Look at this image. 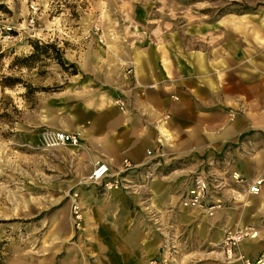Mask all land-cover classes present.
<instances>
[{"label": "rangeland", "instance_id": "rangeland-1", "mask_svg": "<svg viewBox=\"0 0 264 264\" xmlns=\"http://www.w3.org/2000/svg\"><path fill=\"white\" fill-rule=\"evenodd\" d=\"M225 39L264 60V0H0V264H142L159 237L137 194L91 181L86 145L44 149L40 132L80 122L92 67L112 88L120 59L179 58L182 71Z\"/></svg>", "mask_w": 264, "mask_h": 264}, {"label": "crops", "instance_id": "crops-1", "mask_svg": "<svg viewBox=\"0 0 264 264\" xmlns=\"http://www.w3.org/2000/svg\"><path fill=\"white\" fill-rule=\"evenodd\" d=\"M219 47L222 50L208 56L207 63L193 60V68L185 66L182 71L179 58L170 62L144 55L120 59L115 65L114 87L106 89L101 69L92 67L83 99L85 114L78 123L63 121L59 125L77 132L81 144L95 153L96 162L109 164L106 179L116 176L124 157L141 165L126 173L133 187L117 188L137 194L150 228L159 237L144 260L157 253L162 231L167 229L178 244L177 264H192L186 255L218 260L216 264H242L239 259L227 260L215 246L226 227L250 224L257 229L256 236L243 239L235 253L253 258L264 249V185L257 194L247 192V183L264 174V60L258 57L263 51L258 47L247 53L237 51L228 39ZM116 96L127 102L125 110L113 104ZM160 119L169 135L160 164L154 165L153 155L148 156L146 149L156 146ZM148 162L153 177L146 180ZM202 169L220 173L227 184L221 190L224 205L212 215L180 205L191 177ZM233 174L241 180L236 181ZM232 189L242 196L232 199ZM170 220L175 221L171 229ZM151 235L149 232L144 240Z\"/></svg>", "mask_w": 264, "mask_h": 264}, {"label": "built area", "instance_id": "built-area-1", "mask_svg": "<svg viewBox=\"0 0 264 264\" xmlns=\"http://www.w3.org/2000/svg\"><path fill=\"white\" fill-rule=\"evenodd\" d=\"M129 68L130 67L127 68V71H130ZM171 97L174 99L177 98L174 94H172ZM113 104L120 110H125L127 108V102L120 96H116L113 99ZM230 116H233V113H231ZM163 122L164 120L161 119L158 121L156 146L154 149H146V154L148 156L153 155L152 161L154 165L160 164V158L164 155V140L169 135ZM80 143L81 138L77 132L51 127H46L40 132V144L44 149L59 147L66 144L77 146ZM145 164L147 167L144 171V177L146 180H149L153 177V172L149 167L151 162ZM140 166L141 165L132 162L128 157H124L116 176L114 178L106 179L110 172L109 164L105 161H98L94 164L88 178L94 182L104 181V185L107 187H122L124 189H130L134 185L130 184L126 173L134 171ZM232 176L236 181L241 180L236 174H233ZM226 185V181L220 173L212 169H202L191 177L189 185L181 195L180 205L189 208H201L208 215H212L217 208L224 205V200L221 197V190L226 187ZM263 185L264 175L255 176L247 183V192L250 194H257L260 192ZM241 196L242 194L234 189L230 191V197L232 199H239ZM71 210L74 224L77 228H80L82 215L80 212V205L76 200V193H74L72 197ZM167 211L171 213L174 212L173 209H168ZM151 214L153 215L152 219L157 222L158 216L156 213L152 211ZM173 225H175V221L170 220L168 227L171 229ZM162 233L157 253L153 256L147 257L142 264H177L176 255L179 251L178 244L175 238H172L169 229H167V232L162 231ZM256 234L257 231L254 226L250 224L239 228L226 227L220 241L216 243L215 246L219 247L227 260L240 259L242 264H264V249L253 258L241 253H235V249L243 239L254 237Z\"/></svg>", "mask_w": 264, "mask_h": 264}, {"label": "trees", "instance_id": "trees-1", "mask_svg": "<svg viewBox=\"0 0 264 264\" xmlns=\"http://www.w3.org/2000/svg\"><path fill=\"white\" fill-rule=\"evenodd\" d=\"M32 45H33V47H37V44L36 43H32ZM2 55V52H0V56ZM58 62L61 64V66L62 67H65L66 65H65V63H64V61H63V59H62V57L59 55L58 56ZM73 72H76V71H73ZM8 84V83H7Z\"/></svg>", "mask_w": 264, "mask_h": 264}]
</instances>
